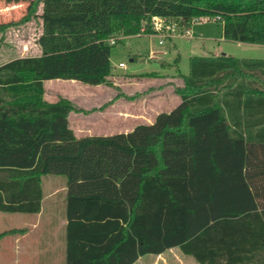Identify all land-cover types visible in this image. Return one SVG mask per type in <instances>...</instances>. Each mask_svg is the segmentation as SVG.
<instances>
[{
    "label": "trees",
    "instance_id": "16d2710c",
    "mask_svg": "<svg viewBox=\"0 0 264 264\" xmlns=\"http://www.w3.org/2000/svg\"><path fill=\"white\" fill-rule=\"evenodd\" d=\"M24 2L0 31L38 18L40 54L0 64V213H38L43 179L60 177L64 264H131L173 247L198 264H264V59L190 56L171 110L105 136L76 137L68 114L89 111L45 100L43 87L54 79L110 84L109 39L117 35L216 22L225 40L264 46V0L5 7ZM17 231H0V239Z\"/></svg>",
    "mask_w": 264,
    "mask_h": 264
},
{
    "label": "crops",
    "instance_id": "0c3cea01",
    "mask_svg": "<svg viewBox=\"0 0 264 264\" xmlns=\"http://www.w3.org/2000/svg\"><path fill=\"white\" fill-rule=\"evenodd\" d=\"M174 31L172 30L167 36L163 37V41L165 39H171ZM179 33L182 36L192 37L190 28L188 35L184 32ZM149 35L158 36V34ZM36 46L38 50V54L36 55H39L40 49L38 45ZM151 50L154 51V54H148V58L153 60L157 59V57L159 58V55L163 53L158 49H150L149 52ZM206 52L196 55L217 56L214 53ZM19 57H24V55ZM130 61L134 62L135 58L131 57ZM119 63H124V67H120ZM126 67L125 62L121 60L117 64L114 62L112 65L110 84L108 85H88L73 79L45 80L43 83L44 98L49 102H55L59 98H66L83 110H92L88 114L87 112L74 111L68 114L69 125L76 137L92 135L105 136L120 132L127 133L138 124H151L156 114L162 111L167 112L171 108L162 109L163 91H160L156 100H153V96L155 95L153 91L146 92L147 89L140 90L135 86H137L136 84H141L143 79H148L146 78L147 76L143 75H151L153 73H157L158 76L168 77L169 75H159L157 70L147 72H141L135 69L131 72L118 71V69L126 70ZM154 101L157 104L160 102V104L153 105ZM154 110L155 114L152 116ZM42 189L44 197L40 211L34 214L21 213L30 216L21 217V222L24 226L18 230L20 231L19 233L10 234L13 237L14 245L12 248L8 249V244L6 243L4 251L0 249V264L8 263V260L4 257L7 254L11 257L10 262L13 264H20V262L21 264H64V229L66 224L64 215V180L60 177H45L42 182ZM177 248L173 247L165 252L173 251ZM165 252L156 256L162 258V254ZM145 257V255L139 256L137 257V261L143 260ZM177 260L179 264H185L186 262L185 258L182 259L181 257H178ZM193 261V264H198L194 259ZM163 263L167 264L164 260Z\"/></svg>",
    "mask_w": 264,
    "mask_h": 264
},
{
    "label": "rangeland",
    "instance_id": "374dc122",
    "mask_svg": "<svg viewBox=\"0 0 264 264\" xmlns=\"http://www.w3.org/2000/svg\"><path fill=\"white\" fill-rule=\"evenodd\" d=\"M6 4V0H0V23L18 20L25 11V2L16 6H8V8L5 7ZM37 13H39V10ZM189 28L192 31L191 38L182 36L175 30L172 33V38L165 39L161 45H159L160 37L157 35L114 36L115 43L111 45L110 53L111 65L114 62L117 64L121 60L125 62L127 67L126 70L118 69V71L131 72L135 69L147 72L157 70L159 75H169L168 77L158 76L157 73L143 75L147 76L146 78L148 79H143L141 84H136L137 86L135 87L140 90L147 89L146 92L153 91L155 94L153 100H156L160 91H163L162 109H170L179 102L175 89L183 86L181 75L188 74L190 56L204 54L208 51L216 55L225 53L236 58L264 59V46H253L223 40L220 33V24L216 22L195 21ZM40 29V20L32 18L27 22H19L9 26L4 31H0V64L15 57L38 54L36 39ZM150 49H158L163 53L159 55V58L157 57V59L153 60L148 58V54L152 55L149 52ZM132 55H135L134 62L130 61ZM158 104L154 101L153 105ZM90 112L92 110L87 112V114ZM154 114L155 110L152 112V116ZM29 216L21 213H0V231H8L13 229V227H17L15 229L19 230L24 226L21 222V217ZM6 243L8 244V249L14 245L13 237L10 236V233L5 234L1 239V251H4ZM145 256L143 260L137 261L136 258L131 264H164L163 260L167 264H179L178 257L185 258V264L194 263L191 256L183 254L178 248L165 252L162 254V258L150 254ZM4 257L8 260L7 264H13L10 262L11 257L8 254L4 255Z\"/></svg>",
    "mask_w": 264,
    "mask_h": 264
},
{
    "label": "built area",
    "instance_id": "2783aa9c",
    "mask_svg": "<svg viewBox=\"0 0 264 264\" xmlns=\"http://www.w3.org/2000/svg\"><path fill=\"white\" fill-rule=\"evenodd\" d=\"M153 25L156 27V28H158L159 27V23L157 22V21H154L153 22ZM172 30H174V28H172ZM185 34H189V28H187V29H185L184 31H183ZM158 36L160 37V40H159V44H161L162 42H163V37H165V36H167V34L165 35V34H158ZM109 42L111 43V44H113V43H115V38H110L109 39ZM150 54H154V51H150ZM119 66L120 67H124V63H119Z\"/></svg>",
    "mask_w": 264,
    "mask_h": 264
}]
</instances>
